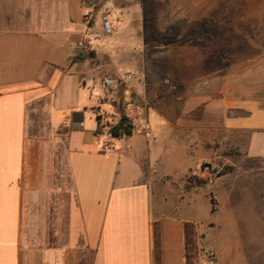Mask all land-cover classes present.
Returning a JSON list of instances; mask_svg holds the SVG:
<instances>
[{"label": "crops", "instance_id": "obj_1", "mask_svg": "<svg viewBox=\"0 0 264 264\" xmlns=\"http://www.w3.org/2000/svg\"><path fill=\"white\" fill-rule=\"evenodd\" d=\"M86 11L82 0H0V264H264L234 200L244 180L264 182V51L233 81L150 89L125 80L130 69L105 48L111 34L92 35L97 15L84 22ZM181 68L170 62L164 80L184 85ZM142 98L153 137L123 134L103 150L99 109L117 120ZM227 131L247 135L260 166L209 179L201 194L185 189ZM60 150L62 171L50 164Z\"/></svg>", "mask_w": 264, "mask_h": 264}, {"label": "rangeland", "instance_id": "obj_2", "mask_svg": "<svg viewBox=\"0 0 264 264\" xmlns=\"http://www.w3.org/2000/svg\"><path fill=\"white\" fill-rule=\"evenodd\" d=\"M82 3L88 12L97 15L96 31L91 33L97 38H101V17L111 15L115 25L107 38L110 44L105 47L110 51L108 57L111 56L117 69L129 68L127 73L143 77L150 89L166 86L177 93L180 87L190 86L199 77L209 79L211 84L219 79L233 81L234 75L248 70L251 54L264 51V0H82ZM90 57H95V53ZM175 60L183 65L178 71L184 79L181 86L164 80L169 63ZM89 93L90 89L83 92L88 96ZM246 145V134L227 131L225 141H211L206 146L212 159L199 163L185 174L180 184L201 194L207 192L205 184L209 179L235 169H256L260 163L247 158ZM65 163L63 150L51 154V166H59L62 171ZM191 165L193 162L187 161L179 167ZM55 175L62 186V173ZM263 187L261 178H248L234 198L238 200V213L247 219L240 224L245 234L243 241L251 243L252 250L257 251H264L261 202L264 198L260 196Z\"/></svg>", "mask_w": 264, "mask_h": 264}, {"label": "built area", "instance_id": "obj_3", "mask_svg": "<svg viewBox=\"0 0 264 264\" xmlns=\"http://www.w3.org/2000/svg\"><path fill=\"white\" fill-rule=\"evenodd\" d=\"M83 21L89 23L91 21V13L86 11L83 14ZM101 27L102 31L106 35H110L114 31V23L111 15L105 14L101 17ZM81 47H85L84 43L80 44ZM137 78L136 75L130 74L125 77L126 81H131ZM114 81L110 78H105L102 80V85L105 88L114 87ZM145 98L138 100L131 99L128 100L122 110V114L118 116L117 120L111 118L105 110L99 109L97 116L99 117V131L98 136L103 137L102 149H111V142L115 138L112 134V129L119 128V130H127L132 135L144 136L147 139L153 137V130L151 125L146 122L142 115L143 110L146 107ZM209 259L212 258L211 254H208Z\"/></svg>", "mask_w": 264, "mask_h": 264}, {"label": "trees", "instance_id": "obj_4", "mask_svg": "<svg viewBox=\"0 0 264 264\" xmlns=\"http://www.w3.org/2000/svg\"><path fill=\"white\" fill-rule=\"evenodd\" d=\"M72 118H73V121L77 124V123H80L82 121V115L81 113H73L72 114ZM96 120L99 124V117L97 116L96 117ZM99 126V125H98ZM98 131H99V127H98ZM112 131V134L114 135V137H119L123 134L125 135H130V133L127 131V130H119V128H114L111 130Z\"/></svg>", "mask_w": 264, "mask_h": 264}]
</instances>
